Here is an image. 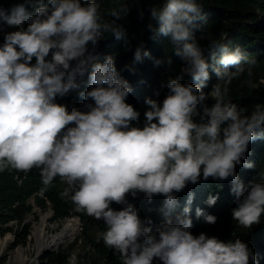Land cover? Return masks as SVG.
Segmentation results:
<instances>
[{
    "label": "clouds",
    "instance_id": "obj_1",
    "mask_svg": "<svg viewBox=\"0 0 264 264\" xmlns=\"http://www.w3.org/2000/svg\"><path fill=\"white\" fill-rule=\"evenodd\" d=\"M126 11L125 3L113 7L114 19L105 20L97 0H22L11 9L0 7V22L16 26L0 43V171L38 167L45 185L63 178L68 186L62 195L70 193L78 210L103 219V242L119 252L123 264H259L239 237L224 240L191 231V192L183 210L175 211L177 192L211 176L231 178L236 197L231 212L239 224L250 227L264 214V181H251L246 188L236 172L250 142L264 135V103L244 114L226 99L227 84L243 71L247 54L222 40H212L214 50L204 54L194 35L196 22L203 19L200 0L151 6L157 25L149 27L170 38L184 64L168 79L162 101L145 98L150 107L139 126L133 122L141 113L127 101L132 85L118 71L115 56L107 54L101 62L95 54L106 32L124 35L116 18ZM145 56H151L150 50L138 46L135 61ZM210 68L220 79L206 93L202 88ZM184 73L198 83L182 82ZM85 74L89 87L79 95L86 110H69L57 97L79 88ZM208 96L215 102L194 120ZM140 192L149 200L164 196L165 219L155 232L150 219L127 199L126 194ZM217 199L218 194H210L207 203ZM113 202L124 206L115 208ZM196 215L207 223L217 220L202 208Z\"/></svg>",
    "mask_w": 264,
    "mask_h": 264
},
{
    "label": "trees",
    "instance_id": "obj_2",
    "mask_svg": "<svg viewBox=\"0 0 264 264\" xmlns=\"http://www.w3.org/2000/svg\"><path fill=\"white\" fill-rule=\"evenodd\" d=\"M19 2L22 0H0V7L11 9ZM43 2L47 3L48 0ZM97 2L101 6L105 20L114 19L110 15L113 7H119L123 3L126 5L125 14L116 18V22L122 26L124 35L117 38L114 34L106 32L104 38L95 46V54L101 62L107 54L115 56L114 62L118 71L132 85L127 101L141 113L140 120L133 123L143 126L144 110L150 107L145 103V98L162 101L169 91L168 79L176 76L184 64L182 58L175 53L176 46L170 38L155 35L149 27L150 24L157 25V21L150 14L151 6L161 5L163 0H97ZM200 2L203 5V19L196 22L194 35L204 49V54L209 56L214 50L211 46L212 40H222L231 46L239 45L247 54L248 60L241 62L243 71L227 84L226 99L244 109V114H250L256 103H264V0H200ZM29 8L31 9V5ZM15 27L0 22V43L3 42L4 33ZM138 46L150 50L151 56L135 61L134 52ZM157 60L160 62L157 63ZM249 60L253 62L249 63ZM229 69L235 71L236 66H229ZM209 71L210 78L202 88L206 93L210 92L220 79L211 68ZM183 81L198 83L192 80L188 73L183 74ZM88 87V77L85 74L80 78L79 88L70 89L64 97H57V101L66 103L69 110L72 106L86 110L84 108L86 102L79 93ZM214 102V98L208 96L198 105L200 114L194 115L193 119L199 121L204 106L211 107ZM247 162H251L253 167H246ZM236 172L246 188L251 181H264V135L250 142L246 158L243 163L236 166ZM67 186V182L60 176L45 185L38 167L25 171L9 166L0 171V229L3 227L9 229L7 225L11 221L23 222L33 210L31 200L41 207L50 204L54 211V219L71 217L81 219L82 236L93 251L92 260L86 264H123L119 252L103 242L101 233L106 228L103 219H97L78 210L70 198V193L62 195ZM231 188V178L218 180L210 176L206 180L201 178L195 183L189 182L176 193L178 205L175 211L183 210L188 204L191 192L193 194L190 204L191 231L194 234L205 232L224 240L239 237L255 252L259 264H264V214L258 223L250 227L239 224L231 212L236 206V197ZM210 194H218L215 204L207 203ZM126 195L128 201L135 203L139 208L141 217L150 219L152 230L155 232L165 219L161 211L164 196L156 194L149 200L143 192L135 197L130 193ZM112 206L121 208L124 205L113 202ZM197 208L215 214L216 222L207 223L203 216L197 217ZM40 264L70 263L60 259L59 255L46 252ZM154 264L162 262L156 260Z\"/></svg>",
    "mask_w": 264,
    "mask_h": 264
},
{
    "label": "rangeland",
    "instance_id": "obj_3",
    "mask_svg": "<svg viewBox=\"0 0 264 264\" xmlns=\"http://www.w3.org/2000/svg\"><path fill=\"white\" fill-rule=\"evenodd\" d=\"M31 203L33 205V210L23 222L11 221L7 225L9 229H6V227L0 229V240H4L6 243V247L0 254V264H8L10 261V253L18 248L25 249V256L30 259L29 264H40L46 252L59 255L60 259H65L70 264H86L92 260L93 251L82 236V227L80 223L78 233L70 243L44 250L37 254L36 238L33 232L35 225L41 221V215L51 212L47 234L53 231L55 232L57 230L55 228L56 224L58 222L63 223L68 218L54 219V211L50 204L41 207L36 205L33 200H31ZM75 218L78 219V217ZM73 257L75 258L74 261L72 260ZM14 263L15 261H12L11 264Z\"/></svg>",
    "mask_w": 264,
    "mask_h": 264
},
{
    "label": "bare ground",
    "instance_id": "obj_4",
    "mask_svg": "<svg viewBox=\"0 0 264 264\" xmlns=\"http://www.w3.org/2000/svg\"><path fill=\"white\" fill-rule=\"evenodd\" d=\"M51 212L41 215V221L35 225L34 236L36 238L37 254L44 250H49L60 245L70 243L76 236L79 230V221L77 218L72 217L65 220L63 223H57L55 232L47 234V227L49 226V219ZM6 247L4 240H0V254ZM29 264L30 259L25 256V249L18 248L10 253V261L8 264Z\"/></svg>",
    "mask_w": 264,
    "mask_h": 264
},
{
    "label": "water",
    "instance_id": "obj_5",
    "mask_svg": "<svg viewBox=\"0 0 264 264\" xmlns=\"http://www.w3.org/2000/svg\"><path fill=\"white\" fill-rule=\"evenodd\" d=\"M78 220H79V223H80V225H81V227H82V222H81V219L80 218H78ZM1 257V256H0Z\"/></svg>",
    "mask_w": 264,
    "mask_h": 264
}]
</instances>
